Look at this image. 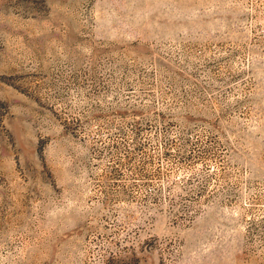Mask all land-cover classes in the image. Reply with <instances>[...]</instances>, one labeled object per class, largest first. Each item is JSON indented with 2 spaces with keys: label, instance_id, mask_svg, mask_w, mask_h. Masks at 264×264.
<instances>
[{
  "label": "rangeland",
  "instance_id": "1",
  "mask_svg": "<svg viewBox=\"0 0 264 264\" xmlns=\"http://www.w3.org/2000/svg\"><path fill=\"white\" fill-rule=\"evenodd\" d=\"M0 264H264V0H0Z\"/></svg>",
  "mask_w": 264,
  "mask_h": 264
}]
</instances>
